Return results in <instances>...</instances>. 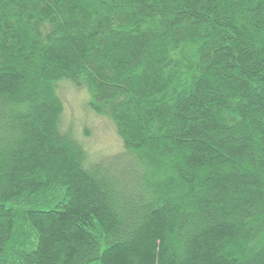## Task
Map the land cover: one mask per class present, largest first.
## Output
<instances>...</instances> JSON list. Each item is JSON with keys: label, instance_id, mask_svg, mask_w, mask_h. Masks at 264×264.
Here are the masks:
<instances>
[{"label": "trees", "instance_id": "16d2710c", "mask_svg": "<svg viewBox=\"0 0 264 264\" xmlns=\"http://www.w3.org/2000/svg\"><path fill=\"white\" fill-rule=\"evenodd\" d=\"M0 264H264V0H0Z\"/></svg>", "mask_w": 264, "mask_h": 264}, {"label": "rangeland", "instance_id": "374dc122", "mask_svg": "<svg viewBox=\"0 0 264 264\" xmlns=\"http://www.w3.org/2000/svg\"><path fill=\"white\" fill-rule=\"evenodd\" d=\"M75 92L73 87H69L67 94H65L67 106L63 114V124L64 127L73 126L75 132H78L79 136L82 137V123L84 122V125L85 123L89 125V119L85 121L81 112L85 97ZM90 126L92 128L90 129L92 137L87 139V142L91 146L93 157H98L102 153L119 149V144L112 131L106 126L91 122Z\"/></svg>", "mask_w": 264, "mask_h": 264}]
</instances>
